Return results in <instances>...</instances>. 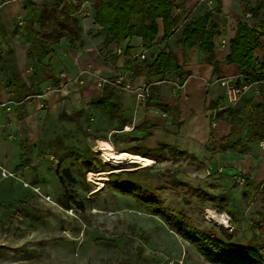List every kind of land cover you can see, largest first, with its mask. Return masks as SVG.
Segmentation results:
<instances>
[{"label":"rangeland","instance_id":"374dc122","mask_svg":"<svg viewBox=\"0 0 264 264\" xmlns=\"http://www.w3.org/2000/svg\"><path fill=\"white\" fill-rule=\"evenodd\" d=\"M52 1L36 0V3L42 6ZM199 2L201 11H206L214 7L217 0ZM239 2H223L218 18L220 42H228L239 21L257 23L251 11L241 12L256 0ZM94 3L95 0H74L70 12L79 20L89 19L95 10ZM31 12L27 11L26 16ZM195 13L201 12L196 10ZM23 16L15 19L11 31L20 32L17 45L24 49L29 47L32 55L24 58L28 66H17V74L21 82L47 81L44 90L36 85L20 90L22 110L17 107L15 97L11 105L0 106L10 112L8 116L49 118L24 122L21 132L19 130L22 138L13 130L15 141H24L20 165L32 156H35V165L25 168L26 174L18 175L19 181L14 187L20 189L21 194L0 200V264H217L210 262L195 244L171 229L159 213L145 204L143 198L145 200L147 195L158 197L170 210L186 213L194 225L231 238L232 242L264 241V143L261 140L251 143L246 153H236L227 147L223 154L222 145L211 139L207 142L193 139L185 145L178 142L180 135L169 129L171 123L168 122L164 127L168 133L164 141L186 147L185 153L166 148L163 154L152 152L149 155L155 160L153 165L118 164L103 156L100 140H109L117 152L149 147L145 143L147 135L138 127L139 116H133V124L126 126L122 120L110 121L108 116H99L88 107L95 93L84 95V99L77 102L69 95L74 90L84 91L96 86L101 77L118 78L122 74L127 75L124 83L131 84L124 90L133 93L144 83H152V96L154 87L162 84H170L175 91L182 92L191 75L185 64L201 70L206 61L201 53L206 55L205 51L199 49V53L197 47L188 49L184 64L165 76L148 74L146 62L149 61L141 55L135 71L124 70L109 76L100 69L105 66L103 64L111 63L112 48H104L102 42L98 44L92 40L95 28L92 27L87 35L82 29H67L63 37L67 51L72 52L74 58L83 57L84 62L77 72L61 70L58 75L62 81L57 86L49 79L47 71L56 57L45 65L42 62L46 53L52 54V46L58 48L53 43L55 32L50 34L51 46L39 38L30 45L31 32L24 29L26 18ZM35 26L40 27L38 22ZM183 27L175 29V36L181 34ZM69 36L79 38L74 47ZM158 41L154 43L156 48H159ZM7 43L11 46L6 39L5 50ZM256 52L260 59L264 58V41ZM8 78H12L9 72L0 80L6 82ZM224 79L214 71L205 79L209 87L207 104L216 106L212 121L215 139L224 142L231 134L232 139L248 141L245 99L252 96L254 101L261 100L259 87L254 85L235 105L228 107V85ZM63 89L66 93L56 103L43 101L46 93ZM177 110L176 107L175 115ZM23 131H28V137ZM40 149L44 152H39ZM4 167L0 166L1 174L6 176L8 171ZM61 177L65 179L64 187ZM218 195H224L228 206H234L233 214L228 213L221 202L217 203Z\"/></svg>","mask_w":264,"mask_h":264},{"label":"crops","instance_id":"0c3cea01","mask_svg":"<svg viewBox=\"0 0 264 264\" xmlns=\"http://www.w3.org/2000/svg\"><path fill=\"white\" fill-rule=\"evenodd\" d=\"M57 0H53L50 5L43 4L42 6H39L36 3V0H0V25L2 26V31L0 32V78L3 77V74H6L7 72L10 73L12 78H8L6 82L0 80V104L5 103L8 105H11L12 101L15 102L12 97L21 95V89L23 87H34L35 85L38 86L41 90H44L45 86L44 83L47 81H37L31 79V81H20V77L17 74V66L18 67H24L28 66L24 60L26 57H31V54H29V51L31 49L28 47L27 49L21 48L19 45H17L16 40L19 41L18 34L20 33L17 30H12V26L14 24L15 19H18L21 14H23V18H26L24 28L25 30L28 29L31 32L30 36V45H33L37 38H39L43 43L52 44L50 40V34L52 31L46 35V37L42 40L39 36L38 32H42V30H47L48 25L56 26L58 29V32H63L66 35V32L62 31L60 29V26L58 24L57 20V14L53 15L49 18L46 16L43 17V10L44 7L51 8L53 3ZM61 2V6H64L68 3L71 4V6L67 9V14L74 15L70 12V10L73 8V1L74 0H66L65 2L63 0H59ZM200 0H174L175 6L173 8L174 15L178 16V22L176 26L174 27L172 34L169 35V37L166 40L163 39H157L159 43V48H156L157 44H153L151 48H146L143 45L142 37L135 36L129 43L130 46V52H125V47L128 43V41H125L121 45H117L115 43L110 45V48H112V53H115L117 56L115 59L113 58L111 60L110 64H103L105 65L103 68L100 69L101 72L107 73V75H117L121 73L124 70H134L136 68V62L139 60V55L142 53L146 54L145 59L147 61L152 62L155 58V56L161 51L164 50L166 52L172 51L174 53V56L177 59L178 64H184L185 62V54L188 49H195L197 47L199 51L198 45L195 47H185L184 44L181 42V38L183 35V29L184 27L193 19H195L197 16L203 14L204 11H201V6L199 5ZM222 6L223 7V2ZM252 0H250L251 2ZM237 4H239V0H236ZM181 3V5L178 6V4ZM244 3V2H242ZM60 6V7H61ZM214 7H210L208 10L212 9ZM196 10H200V14H196ZM244 12L245 8L241 9V12ZM27 11H32L31 15L28 17L26 16ZM221 11V9H220ZM219 11V14H220ZM66 14V15H67ZM95 10L93 12V15L89 19H83L80 18L79 24L82 28V33H85L87 35L88 31L93 27L95 28L92 35V40L96 41V43H101L104 40V35H95L97 30L100 28V25L97 24L94 20ZM76 16V15H74ZM77 17V16H76ZM78 18V17H77ZM53 19L55 20V23L53 22ZM79 19V18H78ZM44 21L45 27L42 25V22ZM88 21V26H85V23ZM39 23L40 27L36 28L35 24ZM160 23V33L161 36L164 32L163 28V21L162 19L159 20ZM238 25V24H237ZM237 25L234 31L233 36L236 33ZM184 26V27H183ZM220 26V24H219ZM28 27V28H27ZM183 27L181 34L178 36H175L173 33L176 28ZM67 30V29H66ZM54 32V31H53ZM65 35H62L60 38H58L57 42H54V40L57 37H54L53 43H56L58 45V48H55V46H52L53 51L51 53H46V58L42 60L43 64H47L49 60H53L54 57H56V61L53 63V65L48 68V73L50 76V80L54 83V85L60 86V83L62 79L59 77V73L63 69H69L73 70V72H77L79 70L78 67L82 65L84 62L83 57L76 56L73 57L72 52H68L66 49V44L63 42V37ZM221 28L220 33L215 36V55L216 59L218 60V73L220 76L231 79L236 78V76L239 75V64L238 63H230L227 61V55L230 52L231 47V38L233 37L230 35L228 42H220L218 38L221 36ZM35 37L34 43H32V38ZM9 39L11 46L7 43L6 50L4 48L5 46V40ZM85 39V38H83ZM63 42V43H62ZM87 44V42H86ZM74 47L73 45H71ZM115 46V48H113ZM10 47V50L7 48ZM14 48V49H13ZM51 48V49H52ZM201 50V49H200ZM97 53L98 49H97ZM188 53V52H187ZM199 53H201L199 51ZM257 53V52H256ZM204 56L206 61L205 65L201 66V70H195L192 68V65L190 63L185 64V66L188 68V70L191 72V75L189 76L188 80L186 81L184 85V89L182 92H177L170 84H162L157 85L154 87V94L152 97H149L146 100L145 103L138 102L137 96L135 93H133L131 90H122L120 93V101L122 103V108L119 112H117L116 117L111 118L108 117L110 121L114 119H120L122 120V124H125L126 126H130V124H133V116H139V120L141 123L138 125V127L142 130V132L147 135L145 143L149 147H156L158 143L160 142H166L169 144L174 145L173 141L167 140L164 141L165 138L168 136V133L164 129L167 125L166 123H171L169 129L173 132L178 131L180 135V140L178 142H181L182 144H186L188 141H192L199 139L200 141L207 142L211 139L212 131L213 136L215 138L214 130L212 129V121L213 116L215 114L216 106L210 107L208 102V90L209 87L205 84V79L207 77V74H212L214 71V63L207 61V54L204 55L201 53V56ZM200 56V55H199ZM34 65V63H32ZM184 68V67H183ZM136 70V69H135ZM134 70V71H135ZM200 71V73L196 72ZM215 72V71H214ZM55 73L57 78L60 79L59 83H56V81L52 78V74ZM198 73V74H197ZM194 74V75H193ZM205 78V79H204ZM239 78V76H238ZM98 85V84H97ZM91 86L87 88L86 90H74L72 94H69L72 96L71 98L73 100H82L84 99V95H91V93H95L96 97L92 98L89 102V108H92L94 111H96L97 115L99 116H107L105 115L99 107L92 106L90 103L93 99H96L100 97L103 93L104 87L98 86ZM12 90V91H10ZM66 93V90L63 89L61 92H50L46 93L45 97L43 98V101H47L48 103H54L58 100V98H61ZM75 95V97H74ZM9 100V101H8ZM87 102V101H86ZM56 103V102H55ZM75 104V102H73ZM216 103V102H215ZM22 104L17 106L19 109L22 110ZM177 107V114L175 115L174 112ZM19 112H17L18 114ZM10 115V112H6L2 106H0V166H6L4 168L7 169V175L4 176L1 174V168H0V200H3L4 198H16L19 194H21L20 189H15L14 185L19 181L18 175L20 174H26V170H24L27 167H31L32 165H35V156L29 157L28 160L30 161L29 164L26 165H20V158L21 153L24 149V141L23 139L21 142L15 141V133H13V130L17 131V133L21 136V133H19V130L21 132L22 130V124L26 122V124L29 121H36L40 118L48 119L49 116H8ZM170 116V117H168ZM11 132V133H9ZM24 132V131H23ZM16 133V134H17ZM25 137L28 134V131L24 132ZM17 136V135H16ZM28 137V135H27ZM22 138V136H21ZM11 141V142H10ZM175 146V145H174ZM29 147V146H27ZM180 150L187 149L186 147H177ZM44 152L43 149H40L39 152ZM122 151V150H120ZM128 151V150H127ZM131 152V151H130ZM226 153V152H225ZM223 153V154H225ZM262 166H264V163H262ZM13 172L14 174L11 175L10 173Z\"/></svg>","mask_w":264,"mask_h":264},{"label":"trees","instance_id":"16d2710c","mask_svg":"<svg viewBox=\"0 0 264 264\" xmlns=\"http://www.w3.org/2000/svg\"><path fill=\"white\" fill-rule=\"evenodd\" d=\"M59 0L55 1L51 8L44 7L43 17L56 15L60 28L65 32L68 30H81L79 19L74 15L67 14L70 3L61 6ZM174 0H95L94 20L100 25L95 35H104L102 45L104 48L115 43L117 45L128 41L125 52H130V41L135 36L142 37L143 45L151 48L157 39L166 40L172 34L174 27L178 22V16L174 15ZM222 1L217 0L214 8L207 10L190 21L183 29L181 42L185 47H198L207 53V61L214 63V71L218 72V60L215 55V36L220 33L218 22L219 11ZM251 11L252 17L256 24H251L246 20L238 22L235 35L231 38L230 52L227 55V61L239 64V82L259 81L258 87L261 100L254 101L251 97L245 99V105L248 108L247 113V133L248 141L239 138L232 139L231 134L227 136L224 142L217 141L211 135L212 142L222 145V153L230 147L234 152L246 153L251 148V143L255 140L264 138V58H259L256 50L260 48L264 41V0H256L254 5L245 8V11ZM67 14V15H66ZM163 21L164 32L160 36V23ZM42 25L45 27L44 21ZM2 26L0 25V32ZM55 32L57 37L54 42L58 41L63 32H58L56 26L48 25L47 30L38 32L42 40L50 32ZM71 45L75 46L79 40L78 36H69ZM35 37L32 38L34 43ZM31 54V51H29ZM115 59V53L111 54ZM148 74L156 73L165 76L169 72L179 69L180 65L172 51L166 52L161 50L152 62H146ZM52 78L59 83L60 79L53 73ZM123 87L118 84H107L104 86L103 93L100 97L91 101L92 106L99 107L100 110L108 117H116L117 112L122 108L120 93ZM12 91V90H10ZM245 96V95H244ZM243 96V97H244ZM17 106L22 104V97L15 96ZM210 107H214L211 105ZM169 148L176 153H184L183 150L176 146L160 142L158 146L150 148L144 146L142 150L133 148L132 153H139L149 156L152 152L163 154L165 149ZM26 160L23 164H29ZM69 173V171L67 170ZM63 187L65 179L61 177ZM141 196H143L141 194ZM217 203L221 202L224 209L234 213V206H228V200L224 195L216 196ZM145 204L150 206L155 212L159 213L169 224L170 228L179 233L182 237L189 240L206 256V258L217 264H264V241L239 244L231 241V238H224L219 233L200 228L189 220L186 213L181 211L170 210L162 204L158 197L147 195ZM264 223V216L262 217Z\"/></svg>","mask_w":264,"mask_h":264},{"label":"built area","instance_id":"2783aa9c","mask_svg":"<svg viewBox=\"0 0 264 264\" xmlns=\"http://www.w3.org/2000/svg\"><path fill=\"white\" fill-rule=\"evenodd\" d=\"M142 57H146L145 53L141 54ZM239 76V75H238ZM238 76L236 78L231 79H224V82L228 85L227 90V99L228 104L226 106L235 105L249 90L252 89L254 85H258L259 81H238ZM127 75L122 74L118 78H105L101 77L98 81V84L101 85H107V84H118L123 87V89H129L131 87V84L129 82L124 83V80L126 79ZM264 82V81H263ZM152 83L149 84H142L139 88L136 90V96L139 100H146L149 97H151L152 90H151ZM0 105H6L5 103H1ZM261 143H264V138L261 140Z\"/></svg>","mask_w":264,"mask_h":264},{"label":"bare ground","instance_id":"6f19581e","mask_svg":"<svg viewBox=\"0 0 264 264\" xmlns=\"http://www.w3.org/2000/svg\"><path fill=\"white\" fill-rule=\"evenodd\" d=\"M100 145L102 148L103 156L114 163L118 164H125V163H132V162H139L142 163L143 165H153L155 162L154 158L150 156H145L139 153H132L127 150H122V151H114L112 143L109 140L106 139H101L100 140ZM103 175L100 174V177ZM98 177L97 179H101ZM99 185L102 187L103 183L98 182Z\"/></svg>","mask_w":264,"mask_h":264}]
</instances>
